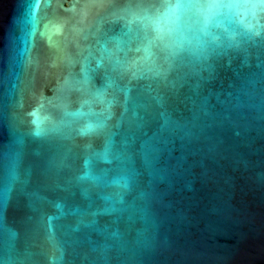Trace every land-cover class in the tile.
Instances as JSON below:
<instances>
[{
  "label": "water",
  "instance_id": "obj_1",
  "mask_svg": "<svg viewBox=\"0 0 264 264\" xmlns=\"http://www.w3.org/2000/svg\"><path fill=\"white\" fill-rule=\"evenodd\" d=\"M0 264H264V0H0Z\"/></svg>",
  "mask_w": 264,
  "mask_h": 264
}]
</instances>
